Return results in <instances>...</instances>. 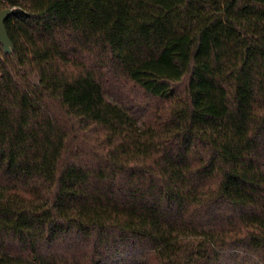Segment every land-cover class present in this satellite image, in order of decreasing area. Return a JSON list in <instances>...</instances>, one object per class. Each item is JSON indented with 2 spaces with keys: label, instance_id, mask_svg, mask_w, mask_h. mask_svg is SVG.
Returning <instances> with one entry per match:
<instances>
[{
  "label": "trees",
  "instance_id": "1",
  "mask_svg": "<svg viewBox=\"0 0 264 264\" xmlns=\"http://www.w3.org/2000/svg\"><path fill=\"white\" fill-rule=\"evenodd\" d=\"M0 264H264V0H0Z\"/></svg>",
  "mask_w": 264,
  "mask_h": 264
},
{
  "label": "water",
  "instance_id": "2",
  "mask_svg": "<svg viewBox=\"0 0 264 264\" xmlns=\"http://www.w3.org/2000/svg\"><path fill=\"white\" fill-rule=\"evenodd\" d=\"M11 12L12 9L10 7L0 10V43L5 51H10L12 47V42L5 26V21Z\"/></svg>",
  "mask_w": 264,
  "mask_h": 264
}]
</instances>
